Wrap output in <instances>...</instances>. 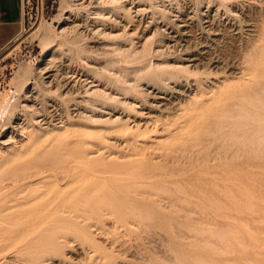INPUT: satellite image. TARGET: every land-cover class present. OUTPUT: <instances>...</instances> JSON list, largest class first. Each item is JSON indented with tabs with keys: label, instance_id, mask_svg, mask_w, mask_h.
<instances>
[{
	"label": "rangeland",
	"instance_id": "rangeland-1",
	"mask_svg": "<svg viewBox=\"0 0 264 264\" xmlns=\"http://www.w3.org/2000/svg\"><path fill=\"white\" fill-rule=\"evenodd\" d=\"M22 2L0 264H264V0Z\"/></svg>",
	"mask_w": 264,
	"mask_h": 264
},
{
	"label": "crops",
	"instance_id": "crops-1",
	"mask_svg": "<svg viewBox=\"0 0 264 264\" xmlns=\"http://www.w3.org/2000/svg\"><path fill=\"white\" fill-rule=\"evenodd\" d=\"M20 20V0H0V47L17 31Z\"/></svg>",
	"mask_w": 264,
	"mask_h": 264
},
{
	"label": "built area",
	"instance_id": "built-area-1",
	"mask_svg": "<svg viewBox=\"0 0 264 264\" xmlns=\"http://www.w3.org/2000/svg\"><path fill=\"white\" fill-rule=\"evenodd\" d=\"M22 10H23V2H22V0H20V20H19V24L21 22Z\"/></svg>",
	"mask_w": 264,
	"mask_h": 264
}]
</instances>
